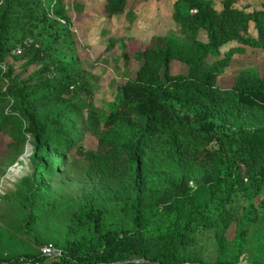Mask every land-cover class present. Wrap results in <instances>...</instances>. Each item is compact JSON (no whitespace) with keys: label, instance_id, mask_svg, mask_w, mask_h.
<instances>
[{"label":"trees","instance_id":"obj_1","mask_svg":"<svg viewBox=\"0 0 264 264\" xmlns=\"http://www.w3.org/2000/svg\"><path fill=\"white\" fill-rule=\"evenodd\" d=\"M168 1L177 34L146 41L119 100L97 107L80 61L35 43L62 6L0 0V176L30 147L29 174L0 198V264H264V69L227 75L264 52V1ZM102 3L108 19L128 11L131 30L138 0ZM122 41L106 50L127 66ZM206 231L212 262L189 250ZM48 245L60 254L42 256Z\"/></svg>","mask_w":264,"mask_h":264},{"label":"rangeland","instance_id":"obj_2","mask_svg":"<svg viewBox=\"0 0 264 264\" xmlns=\"http://www.w3.org/2000/svg\"><path fill=\"white\" fill-rule=\"evenodd\" d=\"M50 1L54 5L62 6L66 19L57 16L55 20L50 18L43 20L35 43L49 55L65 60L73 58L80 61L89 82L94 86L92 100L97 107H100L103 102L109 104L114 100H119V96L116 97L118 84L132 77L138 65L132 57L134 52L152 36L168 35L170 32L177 34L178 30L173 5L168 0L159 3L155 1L150 6L145 3V0H138L136 7L132 8V13L136 18L138 17L132 23V31L126 28V17L130 16L128 11L121 16L108 19L103 12L102 0ZM211 1L215 5L214 9L221 11V3L224 0ZM263 1L234 0V6L241 8L247 4L254 5ZM250 32L253 33L252 27H250ZM119 37H123L124 52L129 58L127 66L123 64L120 56L122 50L117 47L116 43L106 50L108 40ZM199 38L204 37L201 35ZM248 67L263 70L264 52L248 50L247 54L231 63L229 68L232 72L227 75L233 76L237 70ZM109 109L112 110L114 107H109ZM5 140L0 136V154L4 151ZM81 145L85 150H94L96 139L86 135ZM29 154L30 147L27 145L24 154L19 159L20 162L9 166L0 176V198L13 192L16 189V183L29 174ZM9 211L10 208L0 201V230L5 228V220ZM113 223H115L113 218L108 219L106 228ZM189 250L192 258L201 257L204 261L212 262L216 257L213 233L208 231L199 233L196 243ZM242 260H246V255L242 257Z\"/></svg>","mask_w":264,"mask_h":264},{"label":"built area","instance_id":"obj_3","mask_svg":"<svg viewBox=\"0 0 264 264\" xmlns=\"http://www.w3.org/2000/svg\"><path fill=\"white\" fill-rule=\"evenodd\" d=\"M193 12H195V11H193ZM27 45V42H24L23 43V46H26ZM22 48L21 47H19V48H17V50L15 51V54L16 55H20L21 54V52H22ZM40 254L42 255V256H44V257H51V256H54V255H59L60 253L54 248V247H52L51 245H48V246H46V247H43L41 250H40ZM25 264H40V263H37V262H35V263H25Z\"/></svg>","mask_w":264,"mask_h":264}]
</instances>
